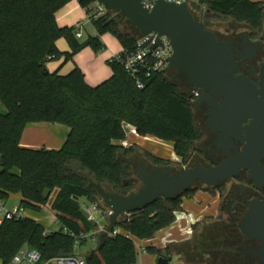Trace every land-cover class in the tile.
I'll return each mask as SVG.
<instances>
[{"label": "trees", "instance_id": "trees-1", "mask_svg": "<svg viewBox=\"0 0 264 264\" xmlns=\"http://www.w3.org/2000/svg\"><path fill=\"white\" fill-rule=\"evenodd\" d=\"M72 1L0 0V100L7 110V114H0V201L20 194L21 208L41 212L54 196L51 209L61 226L59 231L48 233L28 218L5 221L0 228L2 264H11L24 247L39 251L44 261L62 256L81 257L76 254L77 246L86 243L88 237H94L98 247L83 257L87 264H138L139 254L131 237L140 241L154 239L176 222L178 213L183 212V199L199 191H185L174 199L161 198L131 218L121 217L115 228L108 225L102 232L96 222L88 220L80 199L86 198L89 204L103 202L92 182L121 196L133 194L139 185L129 161L135 148L115 144L127 139L125 124L140 137L172 143L175 156L184 163L198 152L204 135L195 104L181 89L171 68L172 75L167 70L150 78L141 73L143 89L116 61L109 62L111 77L96 87L86 82L79 67L67 75L46 72L48 63L62 58L65 63L73 61L87 47L95 53L103 52L106 47L101 37L106 34L120 43L124 50L121 59H125L143 36L122 16L111 21L115 13L109 12L92 18L96 36L80 41L75 27L61 28L57 23V13ZM198 1L210 11L203 19L209 31L208 23L220 21H231L251 30L263 26V2ZM78 2L90 16V7L96 0ZM60 39L67 41L70 53L59 51ZM43 123L69 128L64 146L57 151L22 148L27 126ZM145 155L155 165L166 164L148 152ZM239 223L240 218L227 223L223 218H206L195 225L196 242L179 248L184 263L208 264L209 254L218 255L222 244L228 242L232 232L227 226L239 232ZM119 229L124 234L111 236ZM152 251L159 257L172 256L171 248Z\"/></svg>", "mask_w": 264, "mask_h": 264}, {"label": "water", "instance_id": "water-1", "mask_svg": "<svg viewBox=\"0 0 264 264\" xmlns=\"http://www.w3.org/2000/svg\"><path fill=\"white\" fill-rule=\"evenodd\" d=\"M107 11L115 13L111 19L122 16L129 20L144 36L155 33L158 38L150 47L154 51L163 47L162 38L169 39L172 55L169 67L178 72V76H185L186 84L202 90L203 100L215 102V98H224L222 108L215 106L214 113H210V125L214 133L234 130L238 134L220 135L216 142L217 148L224 144L228 159L220 165L207 169L201 165L182 170L173 175L170 170L163 173L160 169L152 174L146 165L135 167V173L143 182L144 187L137 193L128 196L110 194L101 186L91 183L97 194L111 210L110 228H115L122 215L146 210L161 198L174 199L192 190L195 183L207 187H215L234 175L241 169H250L264 157V99H258V91L249 78L235 76L239 65L235 60L243 57L242 53L232 54L233 47L229 43L221 42L215 34L207 30L203 21L197 20L186 4L177 5L158 0L153 10H147L142 0H96ZM148 46V44H146ZM46 72L49 70L46 68ZM250 121L247 126L244 122ZM222 125L224 128H215ZM127 135L131 129L125 124ZM240 138L246 143L243 152L233 156L230 152L234 138ZM220 150V148H219ZM260 154L258 158H254ZM259 169L260 178L264 179V168L253 169L251 177ZM260 173V172H259ZM259 188L263 182H255ZM245 237L261 242L262 258L264 259V204L254 201L244 216L240 225ZM172 257H159L157 264H170ZM264 263V262H262Z\"/></svg>", "mask_w": 264, "mask_h": 264}, {"label": "flooded vegetation", "instance_id": "flooded-vegetation-1", "mask_svg": "<svg viewBox=\"0 0 264 264\" xmlns=\"http://www.w3.org/2000/svg\"><path fill=\"white\" fill-rule=\"evenodd\" d=\"M209 12V10H206L205 13L201 14L200 18L197 14L193 13V15L197 20L203 21L206 13ZM208 28L215 34L219 41L232 45V54H243V57L235 59L239 65V71L235 73V76L241 75L249 78L258 91L257 98L264 99V23L262 28L258 30H251L246 26H241L236 23H233L229 27L225 22L221 24L219 30ZM173 74V77L176 79L181 89L189 96H192L195 91L199 90L189 87L185 82V76L179 77L176 70H173ZM199 92L200 97L195 100L194 104L196 118L204 138L199 146L198 152L193 153L187 163H184L182 159L176 157V160H165L166 164L164 165H155L146 157L145 152L139 155L141 159L132 161V156H138V153H136L134 149L135 152L129 158L132 166V173L139 182L134 193L139 192L144 187L143 182L135 173V167L137 165L148 166L149 172L152 174L155 173V170L160 169L163 173H165L166 170H170L172 174L175 175L182 170L195 168L198 165L210 169L220 165L223 161L228 159L227 151L223 150L225 145L220 144L219 150L215 144L220 135H225L227 132L235 133L236 131H226L223 129V131L214 133L208 127L210 125V113L215 112V106L222 108V102H224L225 99L222 97H214L216 103H209L207 101L200 103L204 96L202 90H199ZM249 122L250 121L244 122L243 125L247 126ZM214 127L224 128L222 125L220 126L218 124ZM235 134L237 135L238 133L236 132ZM245 145L246 143H243L240 138L235 137L234 143L231 146L232 148L230 149L231 154L237 156L243 152ZM259 156L260 154H256L254 158L256 159ZM259 166L264 168V157L258 161V164L252 166L250 169H241L238 175L232 176L215 187H207L195 183L193 189L219 195V218H223L226 223L234 222L236 219L240 218V223L238 225L239 232L227 226V229L232 232L230 238L228 242L222 244L223 249L218 255L213 253L209 254L206 260L208 264H214L217 260L219 264H264L262 263L264 259L262 258L261 242L245 237L240 229L242 220L249 210L251 203L258 201L264 204V186L259 188L255 185V182L264 181V179L260 178L263 176L261 174L262 170L259 169L254 173L253 176L256 177H251V171H253V169H258Z\"/></svg>", "mask_w": 264, "mask_h": 264}, {"label": "crops", "instance_id": "crops-1", "mask_svg": "<svg viewBox=\"0 0 264 264\" xmlns=\"http://www.w3.org/2000/svg\"><path fill=\"white\" fill-rule=\"evenodd\" d=\"M56 18L57 23L61 28H70L74 27L77 23H81L84 26V32L83 38H81L80 41H85L88 38L85 36V29L88 25L93 28L96 34L94 27L91 24L87 23V15L85 11L80 7L79 2L75 0L68 4L61 11H59L56 15ZM89 37H92V35ZM101 41L106 47L103 52L95 53L91 48L87 47L80 53H78L73 58V61L65 63L64 58H62L59 61L48 63L47 67L49 71H60L61 75H67L75 67H79L85 75L86 82L91 87L99 86L111 77L112 72L109 65V60L123 51V47L120 45V43L109 34L102 36ZM57 47L63 54L71 52L70 46L65 39L58 40ZM0 114H7V110L1 103V100ZM69 133V128L58 124L43 123L28 125L21 140V147L32 150L46 149L49 151H57L64 146ZM115 144L125 149H131L135 148L134 146H137L142 149V151L148 152L164 160H170L175 156L174 145L172 143L164 142L153 137H140L139 135H137V133L133 132H131L130 135H127V139L125 141L116 142ZM163 145L167 149H169L167 150L166 154L164 151H160L162 150L160 146ZM189 200H193L195 204L202 207H200L199 210H197L196 208H190L189 212L186 211L185 208L187 206V203L185 202H190ZM21 201L22 196L20 194H15L10 195L5 204L11 203L12 209L20 208ZM204 202H206V204L202 205ZM219 204L220 199L218 194H210L206 191L200 190L196 192L193 197L183 199V212L178 213L176 222L169 228L159 232L154 239L140 241L131 237L136 245L138 254L141 247H145L147 250L145 254L139 255L138 264H155V262L157 263L159 256L157 255V258L148 257L149 251L153 249L164 251L167 248H171L172 250L171 257H173L174 255H177L179 257L178 264H185L179 248L183 244L196 242L194 231L195 225L203 222L206 218H213L214 220L220 219ZM45 211H47L46 207L41 212L24 209L23 213L25 218L31 219L41 224L49 233L52 223L50 222L48 224H45L42 222V218L43 221H45V217H43L42 215V213ZM103 220L107 225L108 221H106L105 219ZM105 226L99 227L104 230ZM0 264H2V262H0Z\"/></svg>", "mask_w": 264, "mask_h": 264}, {"label": "built area", "instance_id": "built-area-1", "mask_svg": "<svg viewBox=\"0 0 264 264\" xmlns=\"http://www.w3.org/2000/svg\"><path fill=\"white\" fill-rule=\"evenodd\" d=\"M78 2V0H75ZM168 3H174L177 5H183L186 4L191 13L197 14L200 18L201 14L205 13L206 8L204 5L200 3H196L198 0H163ZM144 7L151 11L154 9L156 3L158 0H142ZM90 10L92 11L91 15H87V23L91 24L92 18H100L103 16H106L109 11L106 10V8L98 3L97 1L90 7ZM202 21V20H199ZM77 29L76 37L78 39L83 38V32H84V26L81 23H77L74 26ZM158 38V35L155 33L148 34L142 36L140 39L137 40L135 50L127 55L125 59H121V53L124 52V50L118 54L117 56L111 58L109 60L110 63L113 61H116L120 63L122 66H124V69L126 72L136 80L137 87L139 89H143L144 85L142 81L140 80L139 76L141 73L144 74L147 78H150L154 73L156 72H163L169 69V58L171 57L173 51L170 44V41L168 38L164 37L162 38L163 47H158L154 51L150 50V47L155 44L156 40ZM148 44V46H146ZM200 97L199 90L195 91L194 94L191 96V100L195 102L196 99ZM133 133H136L135 129L130 128ZM0 163H1V154H0ZM23 208H14L12 210L7 211L5 208V201H0V228L3 225L5 221H11V220H20L25 218ZM86 213L88 215V220L91 222H96V215L101 216L106 221L110 222V216L112 214L111 210L109 208H101V206L98 203L89 204V206H86ZM134 213H128L125 215H122L123 218H131ZM120 217V218H121ZM66 234H69L65 230ZM121 232L119 230L114 231L111 236L116 237ZM71 237L74 235L72 233L69 234ZM86 238V237H84ZM93 241L96 242L95 238L93 237ZM147 252L145 247H141L139 250V255L145 254ZM11 264H87L85 258L83 257H57L49 261H44L42 254L35 250L30 249L28 247L22 248L19 253L14 257Z\"/></svg>", "mask_w": 264, "mask_h": 264}, {"label": "rangeland", "instance_id": "rangeland-1", "mask_svg": "<svg viewBox=\"0 0 264 264\" xmlns=\"http://www.w3.org/2000/svg\"><path fill=\"white\" fill-rule=\"evenodd\" d=\"M250 1H253V2H263L264 3V0H250ZM196 3H200L199 1H197ZM226 23V24H228V26L230 27L232 24H233V22H231V21H220V22H216V23H208L207 25H208V27H210V28H213V29H215V30H219L220 29V26H221V24L222 23ZM85 36L86 37H89V36H95L96 34H95V32H94V30H93V28L90 26V25H88V26H86V29H85ZM95 34V35H94ZM86 37H85V39H86ZM167 72H168V74H170V71H169V69H167ZM170 75H172V73L170 74ZM136 149V153H138V156L136 155V156H132L131 157V159H132V161H135V160H137V159H141L140 158V154L142 153V152H144V151H142V149H140L139 147H137V146H134ZM160 148L162 149V150H160V151H164L165 152V154L167 153V150H169V149H167L164 145L163 146H160ZM130 159V160H131ZM170 160H176V156H174L172 159H170ZM54 199V196H52V199L50 200V202H49V204L46 206V210L47 211H45V212H43L42 213V215H43V217H45V221H43V218H42V222L43 223H45V224H48V223H52L51 224V228H50V230H49V233H54V232H57V231H59L60 230V224L58 223V221H57V217H56V214L52 211V209H51V201ZM190 202H188V201H186L185 203H187V206H186V208H185V210L186 211H190L189 209L190 208H196L197 210H199V208L200 207H202V206H200V205H197V204H195V202L193 201V200H189ZM79 203H80V205H81V207L83 208V210H85L86 211V207L85 206H89V203H88V200L86 199V198H82V199H80V201H79ZM98 203H99V205L101 206V208H107L106 207V205L102 202V201H98ZM204 204H206V202H204L202 205H204ZM12 205H11V203L9 204H5V208H6V210L7 211H9V210H12V207H11ZM95 218H96V223L99 225V226H105L106 225V222L103 220V218L101 217V216H99V215H96L95 216ZM108 225H109V223L107 222V225L105 226V228H104V230L108 227ZM104 230H102L100 227H99V231L100 232H102V231H104ZM179 230V229H178ZM177 230V231H178ZM119 231L121 232V233H123V231H121L120 229H119ZM124 234V233H123ZM146 241V240H145ZM98 247V245H97V243L95 242V241H93L92 239H90L89 237H88V240H87V242L86 243H84V244H80L79 246H77V249H76V254L78 255V256H81V257H85V256H87L89 253H91L93 250H95L96 248ZM148 257H155V258H157L158 256H157V253L156 252H154V251H149V253H148ZM156 260V259H155ZM178 260H179V257L177 256V255H174L173 257H172V262H171V264H178ZM155 264H157L156 262H155Z\"/></svg>", "mask_w": 264, "mask_h": 264}]
</instances>
